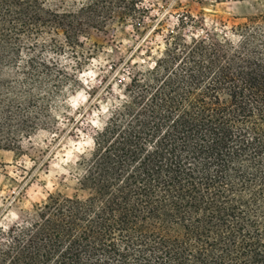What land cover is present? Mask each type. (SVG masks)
I'll return each mask as SVG.
<instances>
[{"label":"trees","instance_id":"16d2710c","mask_svg":"<svg viewBox=\"0 0 264 264\" xmlns=\"http://www.w3.org/2000/svg\"><path fill=\"white\" fill-rule=\"evenodd\" d=\"M143 2L59 13L0 0V149L35 130L48 80L68 79L24 54L26 41L49 36L51 51L74 57L88 28L140 25ZM232 36L170 32L148 62L121 68L122 99L77 162L73 195L49 194L0 229V264H264V17Z\"/></svg>","mask_w":264,"mask_h":264},{"label":"rangeland","instance_id":"374dc122","mask_svg":"<svg viewBox=\"0 0 264 264\" xmlns=\"http://www.w3.org/2000/svg\"><path fill=\"white\" fill-rule=\"evenodd\" d=\"M39 1L47 9L74 13L87 0ZM142 7L148 13L140 25L115 20L103 31L88 28L78 34L74 57L68 48L60 54L51 51L49 36L26 41L24 54L27 51L39 61L56 64L68 79H61L62 93L54 77L48 80L39 93L38 99L44 101L38 108L45 111L36 112L39 122L35 130L22 139L11 136L14 146L0 149L3 233L24 222L49 194L73 195L77 162L88 155L92 136L122 99V87L113 81L121 68L148 62V53L156 56L161 52L163 39L170 32L186 39L207 35L233 39L239 25L264 17V0H144ZM56 38L65 42L62 35ZM117 79L127 82L126 74L119 73Z\"/></svg>","mask_w":264,"mask_h":264}]
</instances>
